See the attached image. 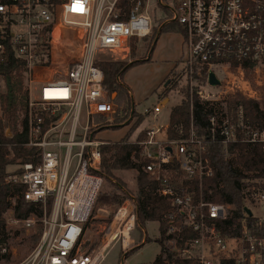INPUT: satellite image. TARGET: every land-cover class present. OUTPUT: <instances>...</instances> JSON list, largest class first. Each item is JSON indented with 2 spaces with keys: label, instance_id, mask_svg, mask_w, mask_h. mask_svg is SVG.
I'll list each match as a JSON object with an SVG mask.
<instances>
[{
  "label": "built area",
  "instance_id": "obj_1",
  "mask_svg": "<svg viewBox=\"0 0 264 264\" xmlns=\"http://www.w3.org/2000/svg\"><path fill=\"white\" fill-rule=\"evenodd\" d=\"M147 1L137 0L127 18H119L118 0H81L82 10H74L75 0H0V65L24 64L28 104L18 125L26 131V146L40 156L6 178L23 186L24 199L43 210L41 217L23 220L39 223L40 238L16 264H101L115 243L124 251L134 243L137 206L130 198L104 226L98 250H83L82 237L103 182L99 170L106 143L95 140L94 121L115 113L95 63L102 53L125 56L149 36ZM171 9L165 21L185 29L187 47L175 73L184 72L191 101L195 95L217 101L205 88L214 67L243 72L245 65H264V0H173ZM71 33L79 41L73 54ZM209 122L207 136L191 123L179 139H171L165 126H147L145 136L133 141L146 161L143 170L171 204L159 228L164 226L173 255L188 264H264V179L246 181L245 201L258 212L247 205L253 221L229 225L239 229L234 233L222 229L232 216L230 206L203 193V179L214 172L208 141L219 133L226 153L237 143L264 152V126L251 124L242 108L233 115H211ZM236 153L235 148L232 156Z\"/></svg>",
  "mask_w": 264,
  "mask_h": 264
},
{
  "label": "trees",
  "instance_id": "obj_2",
  "mask_svg": "<svg viewBox=\"0 0 264 264\" xmlns=\"http://www.w3.org/2000/svg\"><path fill=\"white\" fill-rule=\"evenodd\" d=\"M136 1L118 0L116 8L119 18H127ZM167 28L169 29L167 31L177 30L185 34V29L177 22L169 23ZM165 30L162 28V32H165ZM95 64L103 70V86L106 97L107 100L113 102L111 93L123 88L120 80L127 71L126 63L123 61L98 60ZM245 66V72L254 69L253 65ZM23 72L24 64L22 62L12 60L9 63L0 65V78L4 83V91H0V263L9 262L12 256L8 250L10 235L5 220L6 212L13 211L14 217L19 220L28 219L32 215L41 217L43 214V210L39 205L27 202L24 199L23 186L9 183L6 180L9 173L20 171L19 167L16 170H10V166H19L29 162L35 163L40 160L38 149L26 146L28 139L26 131L24 128L20 129L18 125L19 117L21 113L26 111L28 104V93L24 90ZM258 90L260 91L259 98L250 97L239 90L229 94L226 97L227 112L233 115L237 109L242 108L251 124L264 126V91L261 88H258ZM186 95L185 99L180 104L172 107L170 111L168 136L171 139H179L186 135L191 123H193L198 133L207 136L209 134L210 116L220 117L227 113L222 106H218V100H203L195 95L191 101L189 94ZM128 118L129 115L126 110L118 112L113 118V126L123 123ZM140 122L141 120L136 122L132 129L135 130ZM141 134L140 139L145 136V131ZM235 148L237 153L233 157ZM101 151L102 163L99 173L102 176L116 178L117 171L137 170L136 223L144 227L150 221L161 222L171 210V204L169 199L160 195L158 191L159 183L143 170L146 161L141 156L138 144L126 140L117 141L102 146ZM207 157L210 159L214 172L211 177L203 179L204 197L209 201L230 206L229 212L232 213V216L222 226V229L225 233L238 232L239 229L234 230L229 228V225L236 224L240 226L243 219H247L249 222L253 221L247 209L244 188L248 186L247 180L264 179V152L261 149L237 143L230 145L228 153H226L222 136L217 133L215 140L208 141ZM116 188L118 191L109 193L106 202L110 205L119 204L118 209L129 198L123 184L117 183ZM195 189L197 191L199 189L196 184ZM159 231L156 241L159 243L161 250L154 260V264H188L187 261L173 255L167 245L169 237L166 236L164 226H160ZM39 238L40 233L38 240ZM149 241L150 239L146 237V242ZM3 247L7 249L6 252H1ZM134 250L127 252L126 256Z\"/></svg>",
  "mask_w": 264,
  "mask_h": 264
},
{
  "label": "rangeland",
  "instance_id": "obj_3",
  "mask_svg": "<svg viewBox=\"0 0 264 264\" xmlns=\"http://www.w3.org/2000/svg\"><path fill=\"white\" fill-rule=\"evenodd\" d=\"M145 12L151 18V27L158 24L160 27V23L165 22L172 15V12L165 13L158 0H148L145 4ZM168 24H162V28L166 29L165 32L169 30L167 28ZM158 26L153 28L149 36H147V40L143 38L138 43H134L129 54L122 56L102 53L99 56V59L103 61H123L126 63L127 69L120 81L123 87L122 90L111 93L115 105L113 117H97L94 121L97 125L94 130L95 140L106 141L103 146L117 141L126 140L132 142L140 139L141 133L147 126H165L164 128H169L168 121L172 107L180 104L187 96V93L189 94V99L191 100L192 98L189 88L185 84V79H183L184 72L177 75L174 70H171L167 74L169 68H172L176 63L175 59L181 53H186L187 47L185 45L181 46L180 38L177 35L167 36L166 34H162L154 45L159 31ZM171 32L180 33L177 30ZM78 44L77 37H74L71 33L69 36V54L74 53V46L76 48ZM150 52L151 58H149ZM146 61H150V64H142ZM179 64L180 61L178 62ZM193 69L194 71H200L198 65H194ZM212 72L216 74L221 84L211 86L207 83L205 88L209 92L216 93L215 97L219 102L218 106H222L226 112V97L229 94L239 90L250 97L259 98L260 91L258 88L264 91V65L247 72H241L233 68L226 70L214 67ZM158 82L159 85L155 89ZM0 91H4V83L1 78ZM167 98L168 100H164ZM160 100H163V103ZM133 105L135 108L133 119L126 124L130 119ZM122 110L127 111L129 118L123 123L113 126L114 116ZM227 113L230 114L229 112ZM139 120L141 122L137 128L135 130L132 129ZM94 122L92 121V123ZM18 167L12 165L9 169L16 170ZM115 175L116 178L103 176L102 186L82 237L83 250L86 252L98 250L102 245L104 226L114 218L113 215H115L114 213L119 204L110 205L106 200L109 193L118 191L116 184L120 183L125 186L128 198L131 200H136L138 197L137 170H120ZM118 193L120 194V192ZM246 203L255 212H258L257 207L248 202ZM5 220L10 235L8 250L12 256L9 262L0 264H16L27 257L37 245L40 225L39 223L27 225L23 220L15 218L11 210L6 212ZM159 233L158 222H147L144 227L136 223L135 230L131 233L134 243L130 246L131 248L127 249V252L135 249L134 252L126 256V251L122 252L120 243H115L109 249L101 264H154V260L161 250L159 243L156 241ZM146 237L150 239L149 242H146Z\"/></svg>",
  "mask_w": 264,
  "mask_h": 264
},
{
  "label": "crops",
  "instance_id": "obj_4",
  "mask_svg": "<svg viewBox=\"0 0 264 264\" xmlns=\"http://www.w3.org/2000/svg\"><path fill=\"white\" fill-rule=\"evenodd\" d=\"M159 2V1H158ZM163 5H161V7H162V9L165 11V13H167V12H172V9H171V5H172V2H173V0H163ZM162 24H164V25H166L167 24V22L165 21V22H161L160 23V27L158 26V25H155V26H158L159 27V31H158V35H157V38H156V41H155V43H154V45L156 44V42H157V40L162 36V34H166L167 36H171V35H177L179 38H180V41H181V46H183V45H185L184 44V34H182V33H174V32H171V31H168V32H162ZM155 26H153L152 27V30H153V28L155 27ZM145 40H147V38H145ZM153 50V49H152ZM152 50H151V52H152ZM187 51V50H186ZM151 52H150V55H149V58H151ZM186 54V53H185ZM184 53H181V55L178 57V58H176L175 59V61H176V63L174 64V66L172 67V68H169V70L167 71V74L169 73V71H171V70H174V72H175V70H176V68H177V66H178V62L181 60V58H183V56L185 55ZM146 63H148V64H150V61H146L145 63H142V64H146ZM121 81V80H120ZM121 83V82H120ZM122 84V83H121ZM158 85H159V82H158V84L156 85V87H155V89L158 87ZM164 100H166V99H164ZM161 101V103H163V100H160ZM112 102V101H111ZM169 116H170V114H169ZM98 117H102V116H98ZM97 118V117H96ZM168 123H169V121H168ZM146 128V127H145ZM102 142H105L106 143V141H102ZM133 142V141H132ZM131 248V247H130ZM122 252H125L123 249H122ZM126 253H127V250H126ZM125 253V254H126Z\"/></svg>",
  "mask_w": 264,
  "mask_h": 264
},
{
  "label": "water",
  "instance_id": "obj_5",
  "mask_svg": "<svg viewBox=\"0 0 264 264\" xmlns=\"http://www.w3.org/2000/svg\"><path fill=\"white\" fill-rule=\"evenodd\" d=\"M208 82H209V84L211 86H217V85L221 84V81L219 80V78L216 76V74L214 72H210L209 73ZM166 100H168V98ZM134 113H135V108H134V105H133L130 119H129V121L126 124H128L133 119Z\"/></svg>",
  "mask_w": 264,
  "mask_h": 264
},
{
  "label": "snow or ice",
  "instance_id": "obj_6",
  "mask_svg": "<svg viewBox=\"0 0 264 264\" xmlns=\"http://www.w3.org/2000/svg\"><path fill=\"white\" fill-rule=\"evenodd\" d=\"M80 3H81V0H75V7H74V10H82L80 8Z\"/></svg>",
  "mask_w": 264,
  "mask_h": 264
},
{
  "label": "bare ground",
  "instance_id": "obj_7",
  "mask_svg": "<svg viewBox=\"0 0 264 264\" xmlns=\"http://www.w3.org/2000/svg\"><path fill=\"white\" fill-rule=\"evenodd\" d=\"M122 213V212H121Z\"/></svg>",
  "mask_w": 264,
  "mask_h": 264
}]
</instances>
